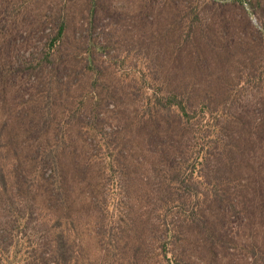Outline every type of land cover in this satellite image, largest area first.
Segmentation results:
<instances>
[{
	"label": "rangeland",
	"instance_id": "374dc122",
	"mask_svg": "<svg viewBox=\"0 0 264 264\" xmlns=\"http://www.w3.org/2000/svg\"><path fill=\"white\" fill-rule=\"evenodd\" d=\"M216 1L225 5L205 11L208 26L184 46L178 9L199 3L206 10L210 0H0V214L31 204L39 218L41 201L55 214L56 202L26 191L21 180L37 151L59 143L76 264H166L160 244L175 247L167 225L184 241L176 253L184 252L185 264H255L251 248H264L263 16L256 0ZM63 16L60 56L28 70ZM49 82L62 91L50 95L52 103L84 102L71 139L52 126L27 130L40 121ZM167 96L194 118L154 110ZM60 114L52 107L51 121ZM197 132L210 148L197 145L205 144ZM49 168L43 182L54 184L59 171ZM192 210L239 235L233 257L223 261L220 250L213 260L200 230L180 225ZM13 228L11 237L0 227V264H37L27 261L42 252L24 237L26 225Z\"/></svg>",
	"mask_w": 264,
	"mask_h": 264
},
{
	"label": "trees",
	"instance_id": "16d2710c",
	"mask_svg": "<svg viewBox=\"0 0 264 264\" xmlns=\"http://www.w3.org/2000/svg\"><path fill=\"white\" fill-rule=\"evenodd\" d=\"M222 5L225 4H220L216 0H210V5L207 8L208 10H205L203 7H201L199 3L198 5L188 4V6L181 7L180 10L178 9V11H180L179 13H181L179 26L180 30L182 31L181 39L179 40L178 44L180 45L182 43L184 46H193L194 37L197 31H202L203 28L205 29L208 26V18L205 16V11L216 12L223 7ZM94 6L95 5H93V7ZM254 8L263 16L262 21L264 27L263 1L256 0V5ZM91 14L93 17L95 13L91 12ZM67 29L68 22L66 20V17L63 16L60 18L57 32L50 41L49 45L46 47V51L43 52L42 58L39 59L36 64H27L26 67L28 70H38L40 68H43L45 64H50L53 62V60L56 61L58 59L61 53L60 46L63 45L67 36ZM94 45L97 46V50L102 52V47L100 45ZM51 83L49 82V88L42 93V96L45 100L41 102V106H38L39 114L41 116L40 121L35 126H33L32 129L27 128V130L35 131V134H42L43 132L48 133L49 128L51 130L52 126L53 131L57 136L60 135V137L62 136L63 139H65L64 136H66L68 139H71L69 134L70 128L79 121L80 112L83 109L84 102H78V100L76 102L72 101L70 109L68 106L56 105L52 103L50 95L52 93H55V95L58 97V94H60L62 91L58 88L57 84H54L53 88L50 85ZM52 107H54L55 109H59V111L61 112L60 118L58 119L57 116L56 121L54 122L51 121L50 118ZM152 107L154 110L160 109L167 112L173 111L176 108L183 118H186L189 121L194 118L193 115H190L187 105L184 104L182 100H179L176 96L157 98ZM197 133L200 135V132ZM198 134H196L195 138L202 139L203 142H205V146L201 143H197V145H200L201 149L206 146L210 148V141L206 143V138H204L202 135L198 136ZM60 147L61 145L59 143L47 142V144H45L39 151L36 152V158L27 161V163L32 162L30 172L26 171V173L23 171L21 180L26 187V191L31 192L32 190H34L36 194L39 193L40 195H43L42 197H48L50 201L54 200L56 202L55 209H57L55 214L52 211L53 208H49L47 206V203L43 201L41 202L44 203L45 206H39V212L41 213L39 214V218H34V215L38 210L37 206H31V204H26V206H11L8 210H3V214L1 209L0 214V227L3 228L7 233L11 234V237H13V227L16 222H18L19 225H21V223L26 225V229L23 230L24 237H29V239L34 241L31 243L28 242L29 244H38V250L42 252L38 253L36 250L33 254L29 253L30 257L29 259H27V261L33 260L37 264H47L44 258L46 253H48L50 257V264H76V256L78 255V252L76 253V251L74 250V246L72 243H70L68 237L69 230L67 226L72 215L70 214L71 206L68 201V193L66 189V176L63 172V169L59 166V157L61 156L59 154V151H61ZM66 147L67 146L65 145V143L62 144V148ZM209 153L210 150H207V152L205 153V157H207ZM50 164H52L54 168L57 167L59 173L57 174L56 182L54 184H51L49 182L45 184L43 182V173L46 170L48 171V169L50 170ZM35 172L40 173L41 176L33 177L31 174H34ZM181 172L182 171H179L176 174L177 176L173 181H178L180 179ZM211 193H214V190L211 191ZM215 195H217V193ZM34 207L36 208V210H34ZM199 212L192 210L187 213L184 220L181 221L180 225L183 226L184 224H186L189 227L198 228L200 230V232L204 236V245L209 250V254L213 260H219L216 258V256H218V251L220 250L226 252L222 254L223 261L225 259H228V255L230 257H233L234 254L230 255L229 252L237 250V242L239 241V239H237L239 237L237 236L239 235H237L236 233L230 234V232L228 230H225L223 226H221L222 228L219 229L214 228V226L217 227L219 225L218 223L213 224V226L211 227V225L205 223L203 219L204 217L200 215ZM43 220L45 221L43 222ZM47 220L49 221V223L47 222ZM50 222L54 223L51 225ZM36 223L37 226L33 228L32 225ZM170 226L171 225H167V228H169L167 231L170 234L168 238L173 239L171 241V244L175 245V247L172 250V247L168 248V242H162L159 248V256L161 260L165 261L166 264H185L184 252L181 251L180 253H176L177 245H182L184 241L176 232H174V227L171 228ZM3 246H5V244H2L0 240V247ZM16 247L18 246L16 245ZM45 249H48V251H45ZM0 251V257L2 256L0 261H2L6 248L5 250H1L0 248ZM251 253L252 257L255 260V264H264L263 247L255 244L251 248Z\"/></svg>",
	"mask_w": 264,
	"mask_h": 264
}]
</instances>
